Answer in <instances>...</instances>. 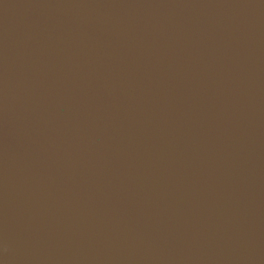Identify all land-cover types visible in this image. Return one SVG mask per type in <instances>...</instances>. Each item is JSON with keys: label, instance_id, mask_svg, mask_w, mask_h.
<instances>
[{"label": "water", "instance_id": "1", "mask_svg": "<svg viewBox=\"0 0 264 264\" xmlns=\"http://www.w3.org/2000/svg\"><path fill=\"white\" fill-rule=\"evenodd\" d=\"M0 264H264V0H0Z\"/></svg>", "mask_w": 264, "mask_h": 264}]
</instances>
